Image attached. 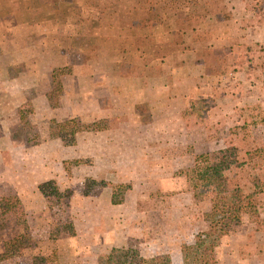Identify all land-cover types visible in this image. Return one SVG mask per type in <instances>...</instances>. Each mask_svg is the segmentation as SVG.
Segmentation results:
<instances>
[{"label": "rangeland", "instance_id": "374dc122", "mask_svg": "<svg viewBox=\"0 0 264 264\" xmlns=\"http://www.w3.org/2000/svg\"><path fill=\"white\" fill-rule=\"evenodd\" d=\"M52 1L56 6L65 2ZM73 1L77 5L82 2ZM175 1L174 6L169 7L167 0H105L107 7L112 5L119 10V14L108 11L105 16L107 19L108 15L113 19L131 18L135 19L134 23H154L153 35L161 42L155 44L154 38L152 43L141 44V49L146 50L153 43L159 47L146 55L154 59V67L145 64L142 67L155 77L163 73L165 78L160 82L167 80L168 72L159 67L165 61L172 62L170 58H161L167 57L164 56L167 51L172 54L173 46L180 42V50L194 47L199 59L203 58L206 64L213 65L217 56L222 59L215 70L220 75H210V88L201 87L205 96L196 98L203 102L196 103L192 113L188 110L180 113L187 134L159 130L154 136L150 132L147 135L152 134L151 147L159 148L149 150L147 155L119 154V142L111 141L110 145L119 155H113V161L117 162L107 168L118 164L124 168L129 161L132 169L129 173H106L102 172L104 166L99 159L77 157L60 161L53 151H43L52 138L48 135L49 121L55 119L38 107L35 109L28 99L22 100L17 109L3 118L10 136V148L13 151L31 149L32 153L25 163H22V156L15 154L0 156V202L7 201L6 206H0V251L2 242L17 233L24 236L23 247L19 255L2 260L0 264H96L97 257L113 246L131 247L146 258L167 256L171 264H180L179 246L190 242L192 236L204 228L202 214L209 207L210 191L200 189L193 174L187 171L191 170L194 156L231 144L247 148L264 136V70L260 68L264 58L255 45L264 43V0ZM84 2L92 6L97 4V0ZM127 5L137 8L133 7L131 13L125 12L122 7ZM185 7L189 8L185 10ZM97 16L76 13L69 20L87 23ZM185 18L191 19L189 23ZM167 23H170L169 28L165 27ZM92 33L89 26H76L71 34L63 35L66 39L62 35L42 38L36 61L41 79L39 90L46 91L51 107L61 104L69 83L78 86L82 82V86L84 82H72L70 64L56 66L63 61L60 58L65 56L66 48H70L68 54L73 59L79 58L78 50L93 52L100 46L111 47V56L128 59L135 56L134 52L133 55L125 53L134 46L120 43L116 35H111L107 41L101 39L105 44L99 45L97 37L89 38ZM189 35L194 41L189 42ZM167 43L168 47L164 46ZM61 46L63 50L56 53ZM235 56L238 62L234 65ZM200 66L203 68L202 64ZM120 67L122 65L116 62L115 70L121 71ZM56 68L59 71L51 75ZM110 68L103 67L99 60L90 63L92 74L109 72ZM108 82L111 89L112 82ZM127 82L132 84L133 81ZM76 86L74 90L78 91ZM108 99L113 108L112 117L120 116L116 99L107 96ZM73 118L81 123L91 122ZM101 119L107 121L108 127L110 119L94 120ZM159 163L164 164L159 166ZM247 173L248 169L229 173L228 187L233 181H243ZM126 175L129 180H119ZM257 211V222L242 215L239 224L219 239L214 248L215 264H264V195Z\"/></svg>", "mask_w": 264, "mask_h": 264}, {"label": "crops", "instance_id": "0c3cea01", "mask_svg": "<svg viewBox=\"0 0 264 264\" xmlns=\"http://www.w3.org/2000/svg\"><path fill=\"white\" fill-rule=\"evenodd\" d=\"M54 4L52 0H0V156L8 157V154H15L22 156V163H25V159L32 153L31 149L13 151L10 148V136L3 118L17 109L24 99L31 101L35 109L38 107L41 111H45L56 122L73 117L91 121L100 118L110 119L106 129L81 132L77 143L71 146H63L57 138H51L43 150L53 151L55 158H59L60 161L77 157L99 159L104 166L101 170L106 173L109 171L129 173L132 169L129 161L124 164L126 166H123L124 168H120L119 164L107 168L117 162L113 161V155L125 152V154L147 155L149 150H157L159 147H151L149 139L159 130L168 132L177 130L182 135L187 134L186 123L180 113L185 110L189 101L205 96V94L202 95V90L210 88L208 86L212 84V76L205 74L200 64L195 62V58L193 59V53L183 48L162 58V60L172 59L170 64L165 65L170 76L166 77L165 82H160L165 78L163 73L156 77L154 73H148V69L144 70L142 62L140 60L138 62L135 56L132 57L133 59L111 56V47L107 49L100 46L93 52L78 50V59H73V56L68 54L70 48H66L65 56L62 55L60 58L63 61L57 63L56 66L70 64L72 82L82 80L84 82L82 86L80 82L79 87L72 83L70 86L69 83L65 88V98L62 99L61 104L51 107L45 95L46 91L39 90L41 79L38 78L36 64L40 53L38 47L44 35L55 36V38L57 35L68 36L76 26L83 28L89 26L93 29L90 39L97 37L100 41L98 44L104 45L105 42L101 39L107 41L111 35H116L120 38V43L126 42L131 45L130 47L134 46L133 49H129L130 52L129 50L125 52L131 55L134 52L135 39L141 37L145 40H153L154 38L152 21L134 25L135 19L131 18L113 19L111 15H108L107 19L106 12L110 11L116 15L119 10L116 6L108 5L107 7L105 0H97V6L85 4L84 0L79 5L73 0H65L64 4L59 6ZM133 7L137 8L135 5L122 8L125 12L131 13ZM145 10L147 11L148 7H145ZM76 13H91L92 15L98 14V16L87 23L80 20L77 22L69 20V17ZM62 47L56 49V53H60L63 50ZM94 60L103 62V67L111 66V70L90 73V63ZM116 62L118 66L122 65L120 67L122 70L119 72L117 68V70L114 68ZM110 80L111 89L108 82ZM127 81L133 82L131 84ZM74 86L78 91L74 90ZM201 87H203L202 90ZM107 96H111L118 102L117 106L120 109L117 112H120V116L112 117L113 108L109 106ZM142 108L144 111L141 110ZM84 115H89L91 119ZM150 132L153 133L147 135ZM111 141L119 142V147H117L119 154L110 145ZM48 153L50 155V152ZM30 161L29 159L28 162ZM161 164L164 163H159V166ZM171 168L176 169L174 165ZM129 178L126 175L119 180H129Z\"/></svg>", "mask_w": 264, "mask_h": 264}, {"label": "trees", "instance_id": "16d2710c", "mask_svg": "<svg viewBox=\"0 0 264 264\" xmlns=\"http://www.w3.org/2000/svg\"><path fill=\"white\" fill-rule=\"evenodd\" d=\"M175 2V0H167L166 5L173 7ZM190 20L185 18L188 23ZM181 23L183 22L178 24ZM133 24L136 25V22H133ZM165 27L169 28L170 23H167ZM154 38L157 40L155 44L161 42L158 40L159 37ZM154 38L153 40H155ZM193 38L191 36L190 40L194 41ZM153 40H145L141 37L135 39L134 53L142 64L154 67V59L148 58L146 55H151L159 47L153 43L149 50L141 49V44L152 43ZM180 43L173 46L172 52L180 50ZM168 45V43L164 44L167 47ZM255 45L258 46V51L261 52L262 58H264V43L263 45L257 43ZM189 50L193 53L195 62L202 64L205 74L220 75V72L215 71L222 60L219 56H217L218 60L213 65H209V62L206 64L203 58L199 59L194 47ZM170 53L167 51L164 56H168ZM232 54L231 49L230 55ZM233 58H235L233 60L235 65L238 62L236 61L238 57ZM165 62H163L164 67H159L163 72L167 64ZM260 68L264 70V61L260 62ZM58 71L57 68L53 69L50 74L54 75ZM168 77H170L169 74ZM200 102L203 101H197V99L189 101L182 112L185 113L188 110L189 113H192L194 105ZM262 122L264 123V120ZM105 128H107L105 119L93 120L87 123H81L76 118H69L60 122L51 120L49 121L48 135L59 139L63 146H67L77 143L78 136L83 131H99ZM236 169H248V173L243 181H233L232 186L228 187L230 181L228 174ZM187 171H189V175L193 174L200 189L210 191V196L209 207L202 214L204 228L195 233L190 242L182 243L179 246L180 264H215L214 248L222 236L227 235L234 226L239 224L241 216L246 215L251 221L257 222L259 220L257 207L261 203L262 195H264V136L258 143L247 148L240 149L238 145L231 144L211 153L195 155L191 170ZM6 205L7 201L0 202V206ZM1 212H4V210L1 209ZM23 237L22 234L17 233L2 242L0 261L20 254L23 247ZM96 264H171V262L167 256L146 258L131 247L113 246L105 254L97 257Z\"/></svg>", "mask_w": 264, "mask_h": 264}]
</instances>
